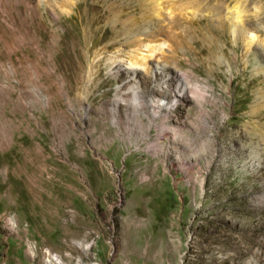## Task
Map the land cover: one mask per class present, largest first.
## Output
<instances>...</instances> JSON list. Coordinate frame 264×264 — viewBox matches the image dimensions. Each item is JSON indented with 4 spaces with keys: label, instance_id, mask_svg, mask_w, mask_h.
<instances>
[{
    "label": "rangeland",
    "instance_id": "374dc122",
    "mask_svg": "<svg viewBox=\"0 0 264 264\" xmlns=\"http://www.w3.org/2000/svg\"><path fill=\"white\" fill-rule=\"evenodd\" d=\"M77 1L0 0V264H264V0Z\"/></svg>",
    "mask_w": 264,
    "mask_h": 264
},
{
    "label": "bare ground",
    "instance_id": "6f19581e",
    "mask_svg": "<svg viewBox=\"0 0 264 264\" xmlns=\"http://www.w3.org/2000/svg\"><path fill=\"white\" fill-rule=\"evenodd\" d=\"M60 2H61V6L62 7L64 6V9H65V12L66 13L71 12L72 9L74 10V6L75 7H78L77 6V3H76V4L73 5V8H72L73 0H60ZM77 2L79 3L78 5H80V8H79L80 9V12H82L81 11V8L84 6V4H83L82 0H78ZM154 2H156L154 4V8H153L154 9V13L160 19L163 18V16L166 15L167 18H169V21L170 22H174L177 17H181V18H184L185 17V19H188V17L190 16L189 15L190 12L187 11V10H190V9H188L189 6L186 3L179 2V3L175 4V2H173V0H154ZM237 8L238 7H233V9H232L234 12H231V14H233V15L231 16V20H230L231 25L229 26V30L231 31V34H234L236 32L235 40H237V41L240 40L241 41L242 40V32L245 31V27H244V25L241 22L242 21L241 20V13L244 12V10L243 9L242 10L241 9L238 10ZM226 9H227V11H230L231 8L227 7ZM218 19L219 18H217V20ZM219 22L221 23V22H223V20L220 19ZM153 36H158V33L157 34H154ZM254 39H255V36L254 35H250L248 41L245 43L247 50L252 46ZM137 41H138V44H139V50L138 51H140V46H141L140 39H138ZM150 45H151L150 43H149V45H146V47L148 48V51L147 52L140 51V52H142L145 55L138 54L137 56H138L139 59L146 60V58L151 55L153 48ZM127 90H129L131 92V95H132L131 97L134 98V102L135 103L134 104L132 103L134 105V111L136 113L140 112L141 110L143 111L144 108H145V102L143 101L144 99L142 100L143 97L141 95V90H139V86L136 83H134ZM176 92H177L175 94L176 101H179L180 102L182 99H184L185 97H187V94H186V85L185 84H179L177 86V88H176ZM163 93H164V91H163ZM159 94L162 95V92H160ZM193 94L196 97H198V99L201 102L199 104H201V106H202V104L206 101L205 89L202 88V85L201 86H198V89L196 91L194 90L193 91ZM157 107L159 109H162L163 106H162V104H158L157 103ZM165 107H166V113H163V114L162 113L155 114L154 117L152 116L153 120L155 119V117L158 116V117H160V120L162 121V123H165L166 122V120L168 118V112H169L168 109L174 108V105L165 103ZM159 111H161V110H159ZM146 130H147V132H149L150 131V128H148ZM40 206L42 207V209L45 210L47 208V203L41 204V202H40ZM41 207L38 210V212H40V213H42ZM69 227H72L73 230L71 232H69L68 230H65L64 231V236H66V237L82 238L83 231H82V229L80 227H75L74 228L72 225H70ZM77 249L78 248L71 247V250H70L69 254L72 255L73 254V251H75ZM70 255H69V257H65V259L58 258V256L55 255L54 258H56V259L53 262V264H62V263L64 264V262H66V261H69L70 263H72L73 262V259H72V257Z\"/></svg>",
    "mask_w": 264,
    "mask_h": 264
}]
</instances>
